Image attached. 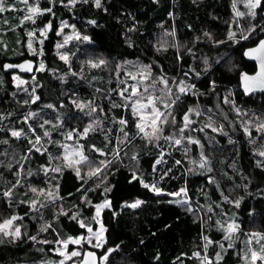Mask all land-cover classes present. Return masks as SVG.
<instances>
[{
  "label": "trees",
  "instance_id": "obj_1",
  "mask_svg": "<svg viewBox=\"0 0 264 264\" xmlns=\"http://www.w3.org/2000/svg\"><path fill=\"white\" fill-rule=\"evenodd\" d=\"M16 2L10 0V4ZM101 4L97 8L82 0L74 5L69 0H40V8H50L51 12L43 11L36 23L28 24L30 29L51 23L43 42L36 44L40 56L25 49L26 35L10 40L23 50L19 58H7L0 50V222L17 216L22 229L18 241L0 235V264L54 257L55 244L85 234L95 206L104 201L111 202L101 214L106 242L101 249L85 246L82 254L95 249L102 256L113 249L107 264H205L195 253L203 259L208 256L216 264H241V238L264 233V160L254 150L252 137L239 125L230 127L221 114L217 123L223 124L226 133L215 132L203 122L197 134L189 132L202 142L208 163L194 169L192 162L200 157L199 143L188 144V153L166 140L156 143L140 134L130 104L122 106L126 101L119 95V79L114 72L119 63L140 61L150 65L158 79L171 83L175 78H186L195 83V94L176 102L171 116L176 125L172 129L179 130L184 115L196 105L213 115L216 108L229 112L231 104L223 102L224 96L247 116L264 115V94L246 97L240 88V73L256 71L255 63L244 58V50L256 45L264 34L237 45L221 38L224 41L215 45L212 35L225 37L227 31L231 11L228 0H101ZM256 15V20L263 22L257 30L260 33L264 29V0ZM63 21L88 37L87 42L68 48L72 57L69 64L57 52ZM161 34H173V44L159 48ZM1 42L4 45L9 40L3 38ZM91 55L104 57L107 65L90 68L86 61ZM27 58L42 63L45 71L36 73L34 87L20 92L12 84L15 72H5L4 64ZM23 77L29 82L32 79ZM33 89L39 97L34 103ZM73 101L89 103L87 111L96 109V126L85 138H77L91 163L107 165L94 178L83 173L77 176L75 169L63 165L60 172H43V167L58 161L51 156L60 153L61 132L79 135L90 122L92 114L76 108ZM30 106L47 111L48 120L56 123L49 151L43 154L32 149L29 137L18 140L9 134L13 129H28L24 109ZM57 111L63 113L61 124H57ZM120 119L127 124H119ZM35 128L41 133L39 126ZM172 129L167 128L166 133ZM143 181L155 184L161 193L145 188ZM50 184L55 186L59 200L29 214L36 198L31 187ZM182 190L201 214L174 201L173 195ZM6 192L11 195H4ZM133 201H141L140 206H123ZM230 212L240 230L234 246H229L224 234L213 227L216 213ZM81 222L86 227L82 228ZM220 243L227 250L217 261ZM82 254L71 262H79Z\"/></svg>",
  "mask_w": 264,
  "mask_h": 264
},
{
  "label": "rangeland",
  "instance_id": "obj_2",
  "mask_svg": "<svg viewBox=\"0 0 264 264\" xmlns=\"http://www.w3.org/2000/svg\"><path fill=\"white\" fill-rule=\"evenodd\" d=\"M16 1H17L16 3L10 4V0H6L5 6L9 10H6V11L0 13V50L3 52V55L6 56L7 58H10V59L19 58L23 54V50L14 47L13 43H11L10 40H13V39L18 40L19 38H22L24 35H26V38L24 41L25 49L31 55L36 54V55L40 56V52L37 50L36 44L41 43V41L43 42V39L47 36V34L50 30L47 31L43 35L41 33H42V30L48 24L43 25V26H35L34 28L29 29L28 24L36 23L38 21V18L41 16V14H36L35 16H33V19L35 21L34 23L32 22V20L25 19L26 16L32 15V13L30 11V7H38L43 13V10L39 6L40 0H27V3H25L24 0H16ZM78 1H80V0H77V2ZM88 2H92L95 5L94 0H88ZM247 2H248V0H228L231 11H230V16L227 18V21H226L227 31L224 34L225 37H217L215 35H212L213 41H217V44H215V42H213V44L218 45L224 41V39L222 40L221 38H225V40L227 39V40L234 41L235 45H237L240 42L249 40L252 37L255 38V37H258V35L264 34V29L260 33L257 32V30L260 27H262V23H263L260 20H256L257 8L254 10L255 16L254 17L251 16L250 12L252 10L246 6ZM237 13H243V15L241 16V15H238ZM63 24L66 26L63 27L62 31L60 29L61 38H60V41L58 43L59 47L57 45V52H58L60 57L62 55H66L68 57V60L67 61L63 60V61H65L69 64V62L71 63L72 57L68 51V48L71 45H73L74 43L87 42L88 39L87 40L84 39L82 41L84 35L79 30H77L74 26L68 24L65 21H63ZM29 32H34L35 35L30 37L28 35ZM230 32H234L236 34L235 39L229 38ZM242 34L247 35L248 39H246V40L241 39L240 37ZM3 38H6L7 40H9V42L2 45L1 39H3ZM172 38H175V37H173V34H171L170 36L167 34H161L160 36H158V40H157L158 47L159 48H167L168 46L172 45L173 44L171 42ZM29 44H31V47H29ZM174 44H175V42H174ZM177 45H178L179 51H181L182 47L180 46V44H177ZM101 60H104L105 63L99 64V61H101ZM86 63L89 64L90 68L93 67L92 66L93 64H98L99 66H97V68L100 66L105 67V65H107V61L105 60L104 57H102V56L92 57V55L88 56ZM39 66H40V64H39ZM39 66H38L37 72L45 71V66H44L43 70H39ZM107 67L110 68L109 65ZM205 68H206V66H205ZM129 72H131L133 75H135L137 77V79L132 80L128 76ZM114 73L116 74V77L119 79L118 80L119 92L121 90H123L125 87H128L129 92H131V90H132L131 85H137L140 88L141 92H143L144 88H148V92L144 93L145 96L151 95L154 98H159V99H157L155 106L157 108H159L162 112H165V115L167 116L168 123L159 125V127L162 129V131L160 133H158L159 139L152 138V140H154L156 143L158 142V140H166V141L170 142L172 146L183 147L188 153L190 152V151H188L189 150L188 144H190L189 138L193 141L199 142L198 154L200 157L196 163L192 162V167L194 169L196 168L197 165L200 166L201 163H203L204 167H205L206 164L208 163V161L206 160V158L204 156V150H203L202 142H200L199 139H197L195 137V135H192L189 131L193 130L192 132L197 134L200 127L201 126L203 127V125H204L203 122H205V125L209 128H212L213 130L215 129L214 130L215 132L226 133V130L224 129L223 124L218 125V123H217L218 122L217 116H219L218 114H221L220 116L224 117L225 119L227 118V120H229L230 127L234 128L235 125L241 126V128L244 130V133L247 136L252 137L251 142L253 144L255 143V146H254L255 149L254 150L256 151L258 157L260 159L264 160V156L260 155L261 152H264V137H263L264 136V128H261V125H264V115L258 116V115L249 114V116H247L245 114L244 110L240 106L236 105L233 101H230L228 96H224L223 102L226 104L230 102V104H231L230 105L231 110L229 112L226 113L223 110H218V108H216L215 109L216 114L213 115V114H210L209 112H207L205 109H203L200 105L193 106L187 112V115H188L189 121H190V123H187V127H185L186 122L184 120L181 121L180 129H184L183 132H181L180 129L179 130L178 129L177 130L172 129V127L176 125L175 122H173V119L171 118V116L173 115L172 112H173L174 106L176 105V102L178 100H180L181 98H183L187 94H195V92H196L195 83L192 84L191 81H189V79H186V78H175L171 83L168 82V80H167L168 83H167V85H165L163 83V80H166L165 78H161V79L156 78V76L153 72V69L150 67V65L144 64L140 61H127L124 63H119L117 65ZM149 73H150V75H149ZM14 77H16L18 79H14ZM36 78H37L36 75L32 76V79L29 82L28 79H26L22 75L14 73L12 75V84L18 91L23 92L26 90V88L30 87L31 85L34 87L33 84H35V83L33 81ZM20 80L24 81V83H22V84L19 83ZM121 81H124L125 83H122ZM0 85H1V83H0ZM192 85H194L195 87H190ZM180 86H185L186 88H188V91L186 93H180L179 92ZM2 93H3V89H2V87H0V95ZM127 95H128V93H125V96H127ZM35 97H37V95L34 93V89H33V95H32V101H31L32 103L39 100L38 99V100L34 101ZM135 99H137V97H133V100H135ZM161 100L164 103H169L170 107L168 109H165L163 107V104L161 103ZM172 101H174L175 103L173 104ZM73 102H74L76 108L83 110L84 112H86L90 115L92 114V116L88 119L90 122H89V124H87L83 128V131L79 135H74V133L72 131H69V130L61 132L63 138L59 144L60 145V153L51 156L52 160H53V158H56L58 161L56 163L52 164L51 167H48V166L43 167L44 168L43 172L49 173V174H51L50 172H52V173L53 172H60L61 171L60 165H63V166L71 167V168L75 169V171L77 169H79L80 175L83 173L84 175L85 174L90 175L89 178H94V177H97V175L98 176L100 175L101 171L103 170V168L105 167L106 164L102 163L99 166V164L94 165V163H91L89 161V158L86 156V154L84 152V148H83L81 142L78 141L77 138H79V137L85 138L87 132H89V130H91L92 128H94V126H96V120L97 119H94V114H95L94 112L95 111H87L90 109V106L88 105L89 103H86L84 101H78V102L73 101ZM142 102L146 103L147 101L145 100ZM127 104H130V107H131L132 112H133L132 101H127ZM78 105H82L83 107H79ZM91 108H93V107H91ZM150 112H151L150 109L146 110L144 112V115L149 119V121L151 119ZM169 112L171 113V115H168ZM197 113H199V114H197ZM24 114H25L24 119L27 121V125H28L27 128L28 129H24L23 132L19 129L18 130L13 129L9 133L10 136L12 138L18 139V140H22V139L29 137L30 138L29 139L30 140L29 141L30 146L32 147L33 150H35L39 154H43L44 152L49 151L48 145L50 144L51 133L53 132L52 128L56 126V123L48 120L49 113L45 110L43 111L41 108H34L31 106L27 107V109H24ZM62 115H63V113H61L60 111H57V117H58V121H57L58 123L57 124H61ZM134 116L136 118V122L138 123L139 117L136 115H134ZM233 117H235V118H233ZM244 118H245V121H244ZM230 120H231V122H230ZM36 125L39 126L41 133L35 128ZM167 128L170 131L172 129V132L167 134L166 133L168 131ZM246 128L248 131H245ZM86 129H87V132L85 131ZM146 130L150 132L151 128H147ZM253 130L255 131L254 134H253ZM13 131H21L22 134L20 137H14L11 135V133ZM46 131L48 132V136L44 135V133ZM138 131H139V129H138ZM188 133H190L189 136H188ZM33 134L35 135V137H30V135L32 136ZM69 134H71V139L68 138ZM140 134L144 135L143 133H140ZM37 137H40L39 143H36ZM165 137H172V139H165ZM146 138H149V137H146ZM175 139H181V144L176 145L174 142ZM185 140H186V142H185ZM184 142H185V144H184ZM37 149H39V151H37ZM117 151L120 152V149ZM77 153H82L84 157H87V159L81 161L80 155H78ZM164 153L167 154V152H164ZM65 157H67V159H65ZM162 157L163 156L161 155V158ZM97 168L100 169V172L97 175H91V173L94 172ZM56 169H59V171H57ZM20 176L21 177L23 176L22 172L20 173ZM145 183L146 182L143 181V185ZM146 184H148V183H146ZM31 188L32 189L35 188L37 191L35 192L36 198L34 199V201L36 203H35V205H33V202L30 204L29 214L34 213L37 210H40V209H42V208H44L50 204H53L59 200L57 197L56 188H55V186H53L51 184L48 187H40L39 188L38 186H32ZM149 189L151 190V187H149ZM41 191L43 192V194H40ZM49 192H51L53 195L49 196L48 195ZM152 192H154V191H152ZM154 193L157 194L156 192H154ZM173 198H174L175 202H177L183 206H188L190 209L196 210V212L201 214L200 209L196 208L191 203L190 199L187 196V193L185 195L184 191H181L179 196L173 195ZM43 199H44V201H43ZM135 202H137V201L126 203L123 206L124 207H127V206L130 207V205L135 203ZM139 206H140V204L136 208H138ZM104 209L101 210L100 216L97 219H93V221L90 223V225L87 226V227H91L93 229V233L99 231L100 225L103 224L101 214H102V211ZM95 216H96V211H95L94 217ZM13 217H16V219L13 220L12 225L6 231L14 232L16 228H19L20 232H21L20 237L14 238L12 236H5L4 233H2V232H0V235L2 236V238H5V239L7 238V239L12 240V241H18L22 237V229H21L20 223H18V217L17 216H13ZM13 217H8V218L3 219L0 222V224H3L5 221L12 219ZM228 224L238 225V221L235 218L234 213L230 212V213H224V214H221V213L215 214V224L213 226L214 229L222 232L225 236V239H226V237H228L226 240H228L229 246H234V245H236V242L238 240L237 238L239 236L238 233L240 232L239 225H238L237 230L229 235V233L225 230L227 228ZM103 227H104L105 232H106V228L104 225H103ZM105 232H104V238L106 241ZM83 236L91 237L92 233H88L87 228H86V233L83 234ZM262 237H264V233L253 232L251 234L245 235L243 237V239L241 238L240 241H242L241 244H243V247H242L243 248V252H242L243 261L241 264H264V260L256 259L255 261H253V259H252V253L253 252H256L259 255H264V252H261V249L264 248V238H262ZM61 241H64V240H61ZM61 241H58L55 244V248L52 249V252L55 254L54 257H51L49 259L45 258L44 260L39 261V262H36V261H34L32 263L21 262V263H16V264H60V261H62V260L64 261V264L71 263L72 260L77 259L79 256L73 257L71 260H65L64 257L59 254L60 251L64 250L63 244L61 243ZM95 243H96L95 239H93L92 244L83 243L82 245H73V244L69 243L67 251L71 252L74 250H78L82 254V251L84 250L85 246H90V247L96 248L93 246ZM208 244H211V243H209V241H208ZM221 245H222V247H221ZM101 248H96V249H101ZM217 250H218L217 254H219V257H220V258L217 257V261H219L221 259V257L224 255V253L226 252L227 247L225 245L223 246V244L220 243V245L217 246ZM111 253H112V251L105 253V254H108V259H109V255ZM197 254L198 253H195V257L203 260V262L205 264H216L208 256H205V259H203V258H201L202 256H200L199 254L197 255ZM73 262H75V261H73ZM107 262H108V260L107 261L101 260V264H107Z\"/></svg>",
  "mask_w": 264,
  "mask_h": 264
},
{
  "label": "snow or ice",
  "instance_id": "obj_3",
  "mask_svg": "<svg viewBox=\"0 0 264 264\" xmlns=\"http://www.w3.org/2000/svg\"><path fill=\"white\" fill-rule=\"evenodd\" d=\"M24 2L27 3V0H24ZM69 2L74 5L77 2V0H69ZM82 2L87 3L88 0H82ZM94 2H95V6L97 8L102 7L101 0H94ZM261 3H262V0H248L246 6L249 9L252 10L250 12L251 16H253V17L255 16V11L254 10L256 8H259L261 6ZM5 5H6V0H0V13L4 12L6 10H9L8 8H6ZM30 11H31L32 15L26 16L25 19L32 20V22L34 23L35 21L33 19V16H35L36 14H42V11L38 7H30ZM43 11L51 12V9L49 8V9H45ZM237 14L241 15V16L243 15V13H237ZM91 23L94 24L95 21H92ZM64 26H66V25H64L63 22H62L61 31H62ZM50 29H51V23H49L42 30L41 34L42 35L45 34ZM28 35L31 37V36H34L35 33L34 32H29ZM205 35L206 36H210V34H208V33H205ZM229 38L230 39H235L236 38V34L234 32H230L229 33ZM240 38L246 40V39H248V36L242 34ZM83 39L87 40L88 37L85 36V37H83ZM41 43H42V41H41ZM29 47H31V44H29ZM58 47H59V45H58ZM252 53H264V40L260 41L259 46L257 48L249 50V52L246 53V54L251 55ZM60 58L62 60H65V61L68 60V57L66 55H62ZM104 63H105L104 60L99 61V64H104ZM92 66L93 67H97L99 65L98 64H93ZM12 67H13V65H5V68H12ZM19 67H23V66H19ZM43 69H44V65L40 64L39 70H43ZM27 70H31V65L28 66ZM149 75H150V73H149ZM128 76L132 80H136L137 79V77L135 75H133L131 72L128 73ZM14 79H18V78L14 77ZM243 80L245 82V90L246 91H251L256 86H264V59H262V61H261L259 73L256 76H252V77L248 76L247 74H244L243 75ZM121 82L125 83L124 81H121ZM19 83L22 84V83H24V81L20 80ZM163 83L165 85H167L168 82H167V80H163ZM190 87H195V86L192 85ZM131 89H132L131 92H129L128 87H125L123 90H121L119 92V95L122 98H124L125 101H126V103L124 105H122V106L127 107L128 106L127 105V101H132L133 114L139 117V122L136 124V127L139 129V132L143 133L146 137H149L150 139H152V138L159 139L158 133H160L162 131V129L159 127V125L168 123L167 116L165 115V112H162L159 108H157L155 106L156 102H157V99H159V98H154L151 95L145 96L144 93L148 92V88H144L143 92H141L140 88L137 85H131ZM187 91H188V88H186L185 86H180L179 87V92L180 93H186ZM125 93H128V95L125 96ZM133 97H137V99L133 100ZM38 99H39V97L37 96V97L34 98V101L38 100ZM145 100L147 101L146 103L142 102V101H145ZM161 103L163 104V107L165 109H168L170 107L169 103H164L162 100H161ZM172 103L174 104L175 102L172 101ZM78 106L79 107H83L82 105H78ZM116 106L117 105L113 104V107H116ZM49 107H51V105H49ZM149 109L151 110V112H150V114H151L150 121L144 115V112L146 110H149ZM95 110L96 109H92V111H95ZM197 114H199V113H197ZM168 115H171V113L169 112ZM183 120L186 122L185 123V127H187V123H190L189 117H188L187 114L184 115ZM173 122H174V118H173ZM119 124L126 125L127 121L124 120V119H120L119 120ZM147 128H151V131L150 132L147 131L146 130ZM261 128H264V125H261ZM183 130L184 129H180L181 132H183ZM85 131L87 132V129ZM121 131H123V128L121 129ZM245 131H248L247 128L245 129ZM21 134H22L21 131H13L11 133V135L14 136V137H20ZM44 135L48 136V132L46 131L44 133ZM125 135H127V133H125ZM68 138L71 139V134H69ZM165 139H172V137H165ZM39 141H40V137H37L36 138V143H39ZM174 142H175L176 145H180L181 144V139H175ZM189 142L190 143H199L198 141H193L190 138H189ZM37 151H39V149H37ZM77 154L80 155V160L81 161L87 159V157H84L82 153H77ZM115 154L118 156L119 152L117 151ZM101 155H104V153H101ZM260 155L264 156V152H261ZM65 159H67V157H65ZM159 162H160L159 160L156 161V163H159ZM101 163H104V162H101ZM109 163H110V161H109ZM176 163L179 164L180 161H176ZM106 166L107 165H105V167ZM200 166L204 167V164L201 163ZM56 170L59 171V169H56ZM99 172H100V169L97 168L94 172L91 173V175H97ZM76 174H77V176L80 175L79 169L76 170ZM144 187L145 188L151 187L152 191L156 192L157 194L161 193V189L156 187L155 184H152L150 186L149 184L145 183ZM32 191L36 192L37 190L35 188H33ZM182 191H184V193L186 195V191L185 190H182ZM40 194H43V192L41 191ZM4 195L10 196L11 192H6V193H4ZM48 195L52 196L53 194L51 192H49ZM175 195L179 196L180 193H175ZM225 199H227V198H225ZM35 203L36 202L33 201V205H35ZM140 203H141V201H137V202L131 204L130 207L136 208ZM110 206H111V202L110 201H105L102 204L96 205L95 206L96 207V216L93 219H97L100 216V212H101L102 209L110 207ZM236 206L237 207L239 206V201L236 202ZM14 219H16V217H13L12 219H9V220L5 221L3 224H0V232L4 233L5 236H12L14 238H19L20 235H21V232H20L19 228H16L14 232L6 231L12 225V222H13ZM73 219H75V217H73ZM80 226L82 228L86 227L82 222H81ZM237 228H238V225L228 224L227 228L225 230L230 235L231 233L235 232L237 230ZM87 232L88 233H92V236L91 237H85V236L81 235V236L76 237V238L69 237L67 240L61 241V243L63 244L64 250L60 251L59 254L61 256H63L65 260H71L73 257L80 256L81 253L78 250H74V251L68 252L67 249H68L69 243H71L73 245H82L83 243L92 244L93 239H95V241H96V243L93 245L94 247H96V248L103 247L104 243L106 242L105 238H104L105 229L103 227V224L100 225L99 231L93 233V229L91 227H87ZM227 238L228 237H226V239ZM262 238H264V237H262ZM31 239L34 240L35 237H31ZM0 242H2V241H0ZM209 243H211V241H209ZM221 247H222V245H221ZM111 251H113V249L108 250V252H111ZM261 252H264V248L261 249ZM86 255H87V257H89L91 259H90V261L89 260H85L83 262V264H96L97 257L95 255V253L88 252V253H86ZM217 257L220 258L219 254H217ZM99 259L102 260V261H107L108 260V254L103 255ZM252 259H253V261H255L256 259L264 260V255H259L256 252H253L252 253ZM60 264H64V261L63 260L60 261Z\"/></svg>",
  "mask_w": 264,
  "mask_h": 264
},
{
  "label": "water",
  "instance_id": "obj_4",
  "mask_svg": "<svg viewBox=\"0 0 264 264\" xmlns=\"http://www.w3.org/2000/svg\"><path fill=\"white\" fill-rule=\"evenodd\" d=\"M261 40H264V37L262 39H260L256 45L248 47L244 50V58L249 62L255 63V65H256V71L254 73H249L246 71H242L240 73V88L246 97L264 94V86H256L251 91H246L245 90V82L243 80L244 74H247L248 76L252 77V76H256L260 71V64H261L262 59H264V53H252L251 55H248L246 53H248L249 50H251V49L257 48L259 46V43ZM5 65H13V67L12 68H5ZM29 65H31V70H27ZM19 66H23V67H19ZM38 66H39V64L36 60L31 59V58H27V59H24L20 62H9V61L6 62L4 64V71L5 72H15L16 74H19L22 76H34L37 73ZM88 252L95 253V255L97 257L96 264H101V260L99 258L102 257L103 255L100 256L98 250H95V249H86L83 252L82 258L79 262H71L69 264H83V262L85 260L90 261L91 258L87 257V255H86V253H88Z\"/></svg>",
  "mask_w": 264,
  "mask_h": 264
}]
</instances>
